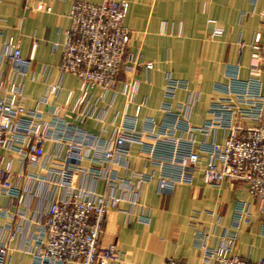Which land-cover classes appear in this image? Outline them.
I'll return each mask as SVG.
<instances>
[{"label": "built area", "instance_id": "obj_1", "mask_svg": "<svg viewBox=\"0 0 264 264\" xmlns=\"http://www.w3.org/2000/svg\"><path fill=\"white\" fill-rule=\"evenodd\" d=\"M127 13L125 0L72 4L59 70L62 76H76L80 84L78 94L68 92L61 105L53 102L62 86L52 84L32 108L27 106L25 79L33 58L24 57L13 39L1 41L0 31V197L6 198L0 205V220H5L0 224V264H8L11 244L25 232L22 250L33 254L34 264L119 263L116 246L100 244L104 221L111 210L131 215L141 207L142 188L155 178L159 190L169 192L192 184L200 173L210 186L237 183L264 202V11L259 12L260 27L251 43L257 53L249 76L240 77L239 65L229 69V87L211 102L208 119L198 126L190 122L197 92L181 104L182 115L173 110L170 100L187 90L188 82L168 75L167 100L161 107L165 119L159 124L147 118L142 127L138 116L127 111L107 118L118 98L125 97L127 107L134 102L140 90L138 73L155 67L129 51ZM222 33L218 28L212 36ZM146 105L143 100L139 107ZM89 120L98 133L84 128ZM133 145L159 168L158 175L133 167ZM84 176L104 180L107 189L88 187L80 182ZM30 197L47 204L37 211L29 205ZM33 212L40 217L33 230L25 231ZM249 216L250 205L242 202L235 226ZM138 220L148 223L149 216L143 213ZM236 235L226 248L202 241V264H264V258L255 262L233 253ZM160 264L189 263L166 258Z\"/></svg>", "mask_w": 264, "mask_h": 264}, {"label": "crops", "instance_id": "obj_2", "mask_svg": "<svg viewBox=\"0 0 264 264\" xmlns=\"http://www.w3.org/2000/svg\"><path fill=\"white\" fill-rule=\"evenodd\" d=\"M76 1L102 2L0 0V31L4 33L1 41L6 37L13 39L19 43L24 57L33 58L25 79L30 108L52 84L62 86L55 104L61 105L70 91L78 94L79 78L71 74L62 76L59 70L70 25L69 13ZM125 1L128 2L125 23L130 30L129 51L145 62H153L155 67L138 73L140 90L134 102L127 107L126 98H118L107 118L127 111L138 116L139 127L147 118L161 124L165 119L161 107L167 100L164 84L171 75L188 82V89L179 90L170 100L173 110L182 115L181 104L188 100L190 92H197L199 100L188 114L193 126L202 124L209 118L211 102L229 87V69L239 65L240 77L249 76L251 59L257 53L251 43L260 27L259 12L264 11V0ZM218 28L223 30L222 35L213 37ZM100 94V90H95V95ZM143 100L147 105L139 107ZM95 125L93 120L83 124L88 131L98 133L99 127ZM131 152L135 169L160 173L158 167L140 156L138 145H133ZM80 182L98 192L107 189L102 179L84 176ZM140 198L142 206L135 207L131 215L111 210L104 221L100 244L116 246L120 252L117 264H160L166 258L202 264V241L206 240L211 248H226L236 233L235 255L255 262L264 258V202L237 183L210 186L197 173L192 184H180L173 191L161 192L155 178L143 186ZM242 202L250 205V216L237 228L236 213ZM5 203L6 198L0 197V205ZM46 204V199L29 198V205L37 211ZM124 207L128 209L129 205ZM38 213L29 215L33 221L25 231L34 229L40 217ZM143 213L148 214V223L138 220ZM4 221L0 220V224ZM25 233L11 244L12 257L8 264H34L33 254L22 250Z\"/></svg>", "mask_w": 264, "mask_h": 264}]
</instances>
